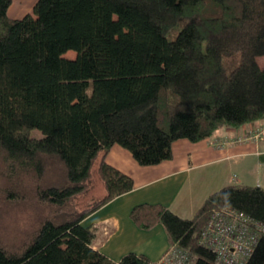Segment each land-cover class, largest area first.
Wrapping results in <instances>:
<instances>
[{
  "label": "trees",
  "instance_id": "1",
  "mask_svg": "<svg viewBox=\"0 0 264 264\" xmlns=\"http://www.w3.org/2000/svg\"><path fill=\"white\" fill-rule=\"evenodd\" d=\"M10 4L0 0V179L12 180L0 182V214L26 203L38 220L8 240L0 233V264H152L135 253L114 261L92 245L83 220L133 188L104 156L117 144L157 164L175 140L262 122L264 0H36L23 18L7 14ZM99 154L105 193L78 210ZM24 173L41 182H14ZM224 206L264 225V189L234 183L189 218L147 203L130 217L141 228L161 223L192 264H217L200 234ZM245 264H264V233Z\"/></svg>",
  "mask_w": 264,
  "mask_h": 264
},
{
  "label": "crops",
  "instance_id": "2",
  "mask_svg": "<svg viewBox=\"0 0 264 264\" xmlns=\"http://www.w3.org/2000/svg\"><path fill=\"white\" fill-rule=\"evenodd\" d=\"M35 2L12 0L8 15L21 18L22 12L25 15L31 11ZM260 123L224 127L195 142L175 140L171 158L152 165L139 164L127 149L114 144L104 160L130 175L133 188L83 220L95 232L93 247L114 261L135 253L154 262L169 247L168 236L161 223L139 227L130 217L135 205L161 204L189 218L210 194L223 186L234 183L264 189V137L236 140L250 134ZM97 157L98 166L101 154Z\"/></svg>",
  "mask_w": 264,
  "mask_h": 264
},
{
  "label": "built area",
  "instance_id": "3",
  "mask_svg": "<svg viewBox=\"0 0 264 264\" xmlns=\"http://www.w3.org/2000/svg\"><path fill=\"white\" fill-rule=\"evenodd\" d=\"M236 140H257L264 137V120L250 134ZM264 225L232 207L215 209L200 234V242L216 253L217 264H245ZM191 254L176 245H169L152 264H189Z\"/></svg>",
  "mask_w": 264,
  "mask_h": 264
},
{
  "label": "rangeland",
  "instance_id": "4",
  "mask_svg": "<svg viewBox=\"0 0 264 264\" xmlns=\"http://www.w3.org/2000/svg\"><path fill=\"white\" fill-rule=\"evenodd\" d=\"M18 1V0H16ZM12 2V0H11ZM21 7L23 5H20ZM17 11V10H16ZM8 14V12H7ZM30 15V16H34L32 14V10L27 12L25 15H21V18H23L26 15ZM24 33L22 31V37H24ZM67 56L70 57H74V51L73 50H69L66 52ZM258 62L260 66L264 65V56L258 57ZM30 136L32 137H41L42 133L39 129L34 128L31 129L30 131ZM249 136V135H247ZM99 157H97L92 164L91 167V176L90 179L88 180V186L85 192L80 193L79 195H77L74 198V203L73 205L75 206L76 209L78 210H82L84 208H86L89 204H92L93 202H95L97 199L101 198L103 196V194L105 193V189H104V185L101 181V179L98 176V173L96 171L97 168V162H98ZM4 170V167H2V161H0V170ZM53 173L52 171L49 172V175L52 176ZM22 175L17 176L14 179V182H25L26 186L28 188H35L36 185H38L41 181L38 179H34L32 178V175L29 173H24ZM30 179H28V178ZM44 179H50L47 176H45ZM42 180V179H41ZM0 182L4 183L3 189H5L7 184L12 185V180L11 178H7V176H3L2 179H0ZM13 182V183H14ZM38 183V184H37ZM8 186V185H7ZM30 200V204H32V202L34 201L33 196L29 199ZM27 206L26 203L22 204V203H17L15 206H12V204H9V210H2L1 214H0V233L2 235V237L6 240H8L7 236L10 237L12 236L14 233H19L22 231V229L24 228V222L26 221L27 224H29V227H31L32 225L35 224V222H33L35 219L38 220V217L31 213L32 209H31V205L30 208L27 212ZM44 211H42L41 213H43ZM41 213L39 216H41ZM39 214V213H38ZM10 242V241H9ZM189 264H192V260L190 261Z\"/></svg>",
  "mask_w": 264,
  "mask_h": 264
}]
</instances>
